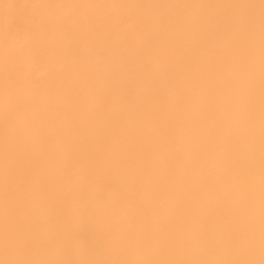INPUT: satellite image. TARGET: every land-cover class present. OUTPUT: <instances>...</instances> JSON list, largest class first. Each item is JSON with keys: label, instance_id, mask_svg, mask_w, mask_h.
<instances>
[{"label": "snow or ice", "instance_id": "1", "mask_svg": "<svg viewBox=\"0 0 264 264\" xmlns=\"http://www.w3.org/2000/svg\"><path fill=\"white\" fill-rule=\"evenodd\" d=\"M0 264H264V0H0Z\"/></svg>", "mask_w": 264, "mask_h": 264}]
</instances>
